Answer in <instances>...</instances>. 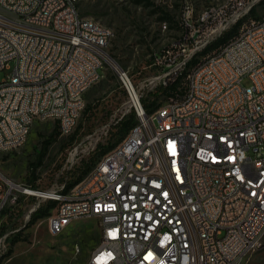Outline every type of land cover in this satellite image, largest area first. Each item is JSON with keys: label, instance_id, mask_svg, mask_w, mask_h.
<instances>
[{"label": "built area", "instance_id": "obj_1", "mask_svg": "<svg viewBox=\"0 0 264 264\" xmlns=\"http://www.w3.org/2000/svg\"><path fill=\"white\" fill-rule=\"evenodd\" d=\"M254 1L207 7L192 29L154 54L159 72L145 85L177 79L182 62L230 29ZM78 2L0 0L20 16V23L0 16V70L13 63L0 80V144L10 151L28 138L30 113L57 122L60 135L72 133L84 94L102 77L113 31L81 15ZM117 73L127 107L115 121L132 112L134 124L112 152L102 154L71 192H63V182L18 191L23 183L0 173V215L10 208L15 217L17 205L30 199L26 223L45 201L66 196L46 217L51 234L80 214L104 226L86 264H243L264 247V15L229 46L200 56L151 113L141 101L148 91L122 77V69ZM44 103L52 113H44ZM79 145L66 162L73 163ZM1 230L0 255L9 247V233Z\"/></svg>", "mask_w": 264, "mask_h": 264}, {"label": "rangeland", "instance_id": "obj_2", "mask_svg": "<svg viewBox=\"0 0 264 264\" xmlns=\"http://www.w3.org/2000/svg\"><path fill=\"white\" fill-rule=\"evenodd\" d=\"M219 1L79 0L80 13L110 27L113 36L105 48L106 59L103 69H100V72L103 71L102 77L84 94L85 104L75 129L69 135L57 134L54 138L42 163L35 169V175L41 178L39 184L35 182V185L48 189L63 182L65 188L66 181L76 178L84 163L97 160L101 156L96 149L97 144L106 147L117 140L118 125H114L115 120L127 107L126 92L121 86L117 69L126 71L136 88L144 87L145 92L154 89L152 85H145L159 72L153 64L154 54L174 43L184 30L192 29L207 7ZM251 9L231 22V27L240 22L236 33L245 21L264 15V0L254 5L253 14ZM191 59L176 70V78L180 75L185 78L190 68L195 66V63L190 65ZM12 68L13 63L10 69L0 70V80ZM241 83L249 85L248 78H242ZM165 96L169 95L160 94L157 104H163ZM55 126L53 120L36 121L23 146L8 152L0 151V173L15 182L29 184V163L35 160L41 142ZM73 134L74 138L71 139ZM78 143L80 145L73 163L66 162ZM94 144L96 151L91 149ZM30 202V199L22 201L17 205L15 217L2 223L4 232L9 233L8 237L13 235L11 230L21 228L22 239L13 245L11 254L5 256L0 264H86L89 254L99 243L98 221L91 216L76 218L61 232L51 234L47 227V216L30 225L24 222ZM243 264H264V247L248 255Z\"/></svg>", "mask_w": 264, "mask_h": 264}, {"label": "trees", "instance_id": "obj_3", "mask_svg": "<svg viewBox=\"0 0 264 264\" xmlns=\"http://www.w3.org/2000/svg\"><path fill=\"white\" fill-rule=\"evenodd\" d=\"M253 12H254V8L251 10V14H253ZM239 24H240V22H238L237 24L233 25L230 29H228L220 37H218V38L212 40L211 42L207 43L205 45V48H203L200 52L197 53V55H195L191 59L190 64H193V63L197 62L200 56H204L207 53L212 52L213 50L218 48V46L220 44H222L226 40H228L229 37H231L234 34H236ZM179 78H181V75L179 77H177V79L169 80L166 85H158V86H156L154 89L149 90L142 97L141 101H142L147 113H151L158 106L157 97L160 94H162V95H164V94H166V95L174 94L176 86L179 84V81H180ZM85 110H86V108H85ZM133 124H134V116H133L132 112H130L129 114L124 115L120 120H118L114 124L115 126L118 125V128H117L118 138H117V140L114 143H112L110 146H106V147H104L102 144L98 143L97 146H96V149H98V151L100 152V155L104 154L109 149L114 147L119 141H121V139L125 136V134L127 133V131L130 129V127ZM57 134H60V131H59V128H58V124L56 122V126H55L54 130L49 134V136L47 138L43 139V141L41 142V148L37 152V154L35 156V160L32 161L31 163H29L31 172H30V175H29V178H28V182H29V184H31V186H35L36 179L38 178V176L35 175V169H36L37 166H39L42 163L43 157L45 156L49 145L52 143V141L57 136ZM70 138L73 139L74 138V134L71 135ZM96 149H95V151H96ZM95 162H96V160L92 159L90 162L84 163V168L79 172L78 176L76 178H73V179L69 180V181H66L65 190H68L75 183H77L92 168V166L95 164ZM55 203L56 202L54 200L45 201L39 208H37L31 214L27 225L33 224L36 220L48 216L49 213H50V210L55 206ZM4 214H8L7 215V220H11L12 219V214H11L10 208L5 209L1 213L0 217L2 215H4ZM2 227L3 228L1 230V232H4V227L5 226L3 225ZM20 229L21 228L18 227L16 232H14L13 235L8 238L9 247H8L6 252H4V253H2L0 255V261L5 256L10 255L11 252H12L13 245L16 242H18L19 240L22 239V238H20Z\"/></svg>", "mask_w": 264, "mask_h": 264}, {"label": "bare ground", "instance_id": "obj_4", "mask_svg": "<svg viewBox=\"0 0 264 264\" xmlns=\"http://www.w3.org/2000/svg\"><path fill=\"white\" fill-rule=\"evenodd\" d=\"M261 1L262 0H255L254 1V5L257 4V3H259V2H261ZM250 9L251 8H247L246 9V12H242V13H240V15H237L236 17H241V16L243 17V15H245L246 13H248V11ZM0 16H2L3 18H12V23H20V16H19V14H15V11H13L12 7H10V6H4L3 4H0ZM253 21H254V19H250L247 22L245 21L244 25L241 27V29H240V31L238 33H242V30L245 28V26L250 25L251 22H253ZM235 37H236V35L233 36V37H230L229 39H235ZM229 39L226 40L224 43L220 44L219 46H229ZM212 40H214V39H212ZM212 40H210V42ZM207 42L209 43V41H207ZM189 60H190V58L187 59V62ZM187 62H182V66H185L187 64ZM183 71H184V69H183ZM189 72H190V70H189ZM187 75H188V73H187ZM122 77H129V75L127 74L126 71L122 70ZM163 104H165V102ZM44 113H52V105H51V103H44ZM36 121H38V114L37 113H30V115L27 116L28 128H25L24 129V136H28L29 135L30 130H31V127H32L33 123L36 122ZM41 121H45V120H41ZM26 140H27V138H22V140L20 142V147L24 145V143L26 142ZM0 151H2V152H8V151H10V147L8 145H5V144H0ZM111 152H112V149L109 152H107V153H111ZM77 183H81V180H79ZM72 188H74V185L72 187H70L68 190H65V188H63V192H71ZM18 191H25V185L18 184ZM54 201L56 203H66V196H54ZM84 216H90V215L80 214L78 216L73 217V219L80 218V217H84ZM99 228H100V239H99V243L97 245H100L101 244L102 236H103V233H104V226L103 225H99ZM62 229H61V231H62ZM61 231H59V232H61Z\"/></svg>", "mask_w": 264, "mask_h": 264}]
</instances>
